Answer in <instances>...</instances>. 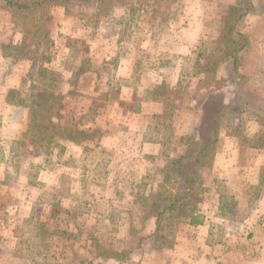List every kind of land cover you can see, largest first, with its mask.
I'll return each instance as SVG.
<instances>
[{"label":"rangeland","instance_id":"obj_1","mask_svg":"<svg viewBox=\"0 0 264 264\" xmlns=\"http://www.w3.org/2000/svg\"><path fill=\"white\" fill-rule=\"evenodd\" d=\"M238 1L50 7L29 56L35 22L0 2V264H264V0L238 24L236 87L218 41ZM221 89L231 113L196 210L158 230L163 171ZM152 139L157 159L140 147Z\"/></svg>","mask_w":264,"mask_h":264},{"label":"trees","instance_id":"obj_2","mask_svg":"<svg viewBox=\"0 0 264 264\" xmlns=\"http://www.w3.org/2000/svg\"><path fill=\"white\" fill-rule=\"evenodd\" d=\"M93 1L0 0L12 16L23 17L25 20L31 19L35 22V28L32 27L33 32L30 29H26L24 44H28V46L24 49L21 56H29L31 52L36 50L38 36L40 38L39 31L44 25L46 14L50 7L62 6L67 8L74 2L83 4ZM232 10V19H229V31L218 41L225 45L224 53L221 56V61L225 62V70H229L228 64L233 69V75L230 77L232 80L229 84L235 82L238 76L241 54L249 44L246 35L238 29V24L252 10L251 0H239L238 5ZM31 45L34 46V49H30ZM221 80L224 83H228L229 76H224ZM235 85L238 87V82H235ZM20 103L23 102L20 101ZM25 106L29 105L25 104ZM229 106L230 104L225 103V93H223L222 89L211 93L203 103L202 117L194 134L185 139L187 148L178 157L168 162L163 173L166 181L173 185L174 193L166 191L167 195L163 193L162 197L150 206V214L153 216L158 230H160L159 228L164 220L179 218L187 209L191 210V212L196 210L199 201L196 187L197 176L200 167L204 165L205 159L208 157L213 158L214 156L213 151L218 140L217 131L222 117L231 113ZM191 219V223L197 224L195 217H191ZM124 255L126 256L127 253H112L108 259L124 260Z\"/></svg>","mask_w":264,"mask_h":264},{"label":"crops","instance_id":"obj_3","mask_svg":"<svg viewBox=\"0 0 264 264\" xmlns=\"http://www.w3.org/2000/svg\"><path fill=\"white\" fill-rule=\"evenodd\" d=\"M3 98H4V96H3ZM146 107H147V105H146ZM144 114L147 115L148 113L144 112ZM17 125L21 126L19 122H18ZM140 147H142V149L144 151V154H146L147 156L153 157V158H156V159L159 157V154H160V151H161L160 141L155 140V139L141 141ZM161 154H162V152H161ZM155 156H158V157H155Z\"/></svg>","mask_w":264,"mask_h":264}]
</instances>
